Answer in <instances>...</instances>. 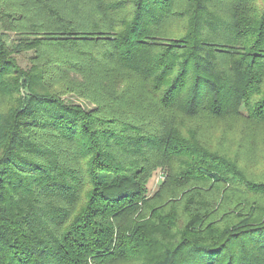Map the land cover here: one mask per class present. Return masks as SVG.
Instances as JSON below:
<instances>
[{"label":"trees","instance_id":"1","mask_svg":"<svg viewBox=\"0 0 264 264\" xmlns=\"http://www.w3.org/2000/svg\"><path fill=\"white\" fill-rule=\"evenodd\" d=\"M0 264H264V0H0Z\"/></svg>","mask_w":264,"mask_h":264},{"label":"rangeland","instance_id":"2","mask_svg":"<svg viewBox=\"0 0 264 264\" xmlns=\"http://www.w3.org/2000/svg\"><path fill=\"white\" fill-rule=\"evenodd\" d=\"M6 38L8 42H11L13 37L12 35H9ZM27 55L28 54L26 53L17 56L18 61L22 66H26L28 64ZM160 171L161 170H157L156 173L151 178V180L149 181L148 183L149 192H152L157 187L159 181L161 180V178H159Z\"/></svg>","mask_w":264,"mask_h":264},{"label":"built area","instance_id":"3","mask_svg":"<svg viewBox=\"0 0 264 264\" xmlns=\"http://www.w3.org/2000/svg\"><path fill=\"white\" fill-rule=\"evenodd\" d=\"M159 178H163V173L160 171Z\"/></svg>","mask_w":264,"mask_h":264}]
</instances>
